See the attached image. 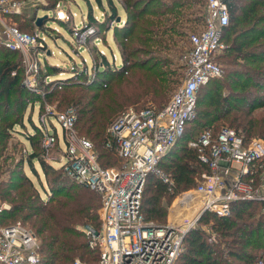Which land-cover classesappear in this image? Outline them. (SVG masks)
<instances>
[{"label":"trees","instance_id":"1","mask_svg":"<svg viewBox=\"0 0 264 264\" xmlns=\"http://www.w3.org/2000/svg\"><path fill=\"white\" fill-rule=\"evenodd\" d=\"M96 1L102 6L100 0ZM226 3L229 23L221 27L225 35L222 40L226 42L229 35L236 33L229 51L252 62L264 63V28L257 26L264 21V10H259L260 6L264 7V0H226ZM107 4L110 11L104 13V18L97 20L88 15L86 27L82 30H112L116 39H120L121 67L118 69L110 64L106 54L102 53L100 61L95 60L89 66V70L96 71L95 75L88 74L89 70L83 72L85 82L80 81L81 73L76 69L72 70L76 76L53 81V89L58 91L62 100L60 103L74 108L76 131L91 141L101 167H108L112 160L115 161L112 153L122 163L114 149L105 145L106 130L121 108L139 99L129 97L120 100L113 89H107L111 80L118 78L121 85L142 86L145 89L140 100L144 98V104L163 107L183 77L181 72L176 74L172 70V57L183 50L184 39L188 40L190 34L202 28L206 14L204 0H122L125 20L116 23L117 8L112 0H107ZM58 23L65 26V23ZM31 26L28 31L33 30ZM238 26L243 30H237ZM18 53L0 45V201L8 203L7 208L0 212V225L7 226L19 220L27 225L38 240L39 264H74L77 259L85 264H97L99 251L88 246L87 238L79 227L100 229V197L96 192L73 183L61 165L56 168L52 165L53 160L46 159L49 148L57 142L44 147L42 126L36 125L31 117L28 119L35 133H25V139L33 149L27 153L26 162L36 176L32 162L35 160L39 164L47 183L43 188L46 199L41 198L36 186L22 172L25 156L14 160L5 154L7 146L2 141L8 135L6 128L13 124L23 125L22 115L17 116L14 111L23 112L31 96L21 84L20 62L13 59V55ZM142 53L150 56L141 58ZM226 57L230 59L229 54ZM228 59L226 63L230 71L224 72L223 76L236 77L237 73L232 72L233 61ZM49 68L54 66L49 65ZM259 79L258 76L249 78L240 85L241 90L245 91L248 86L255 88L260 84ZM222 85H227L232 91L231 85L214 78L198 89L195 118L187 123L183 134L158 163V168L172 179L173 184L162 182L154 174L147 177L141 204L146 220L165 223L167 207L173 199L195 188L196 178L208 171V167L198 160L197 151L188 148L187 143L206 129L216 132L222 127L215 130L212 123L223 119L245 140L254 136L264 138V114L253 115L251 108L243 111L239 107L247 99L243 92L238 95L229 92L221 97L211 94L212 88L205 90L206 87L218 89ZM49 94L45 92L44 95L47 97ZM202 99L212 109L203 114L198 109ZM250 103L264 106V102H258L255 97ZM38 120L44 122L41 118ZM201 121L205 127L201 128ZM182 246L174 264H258L259 260L264 264V202H234L229 215L224 217L203 212L184 236Z\"/></svg>","mask_w":264,"mask_h":264},{"label":"built area","instance_id":"2","mask_svg":"<svg viewBox=\"0 0 264 264\" xmlns=\"http://www.w3.org/2000/svg\"><path fill=\"white\" fill-rule=\"evenodd\" d=\"M204 7V25L188 37L189 47L181 57L182 82L167 104L161 108L153 103L129 108L108 126L105 145L114 149L122 160L121 167L98 164L92 143L76 133L73 107L54 116L63 133L59 165L73 183L100 197V229H83L88 246L99 251L97 264H174L182 251L184 236L203 212L224 217L234 202H264V140H245L234 129L222 126L216 132L206 129L187 143L208 167L198 176L197 186L182 193V197L192 196L186 204L189 207L199 203L195 217L186 218L184 223L157 224L146 220L141 211L150 174L173 184L158 163L195 118L198 89L222 73L219 58L227 45L221 38V27L229 21L227 3L204 0ZM19 8L18 1L0 0V45L23 54L35 49L37 54V47H43L39 31L24 32L4 19L18 14ZM79 34L78 39L85 40L83 33ZM28 83L29 88L33 86V81ZM55 141L60 142L57 134L47 133L42 144L48 147ZM37 249L36 236L20 222L0 225V264H39ZM257 263L262 264V260ZM74 264H80L79 260Z\"/></svg>","mask_w":264,"mask_h":264},{"label":"rangeland","instance_id":"3","mask_svg":"<svg viewBox=\"0 0 264 264\" xmlns=\"http://www.w3.org/2000/svg\"><path fill=\"white\" fill-rule=\"evenodd\" d=\"M19 2V13L18 14H10L6 16L4 19L6 20V24H14L19 29L22 28V31L32 33L34 30H38L40 33L39 43L42 44V48L37 47V54L35 53V49H29L26 51V55L23 52L13 55V59L16 62H20L21 68V84L25 88V90L31 94L29 101H27V105L25 110L22 111H14L17 116L22 115V122L23 125L20 126L18 124H13L12 127L6 128L7 138L2 142L6 143V155H11L14 160H18L20 156L24 155V164H23V174L27 176L33 184L38 189V192L42 199H46V194L43 188L47 186L45 181L44 174L42 170L39 168V164L34 160L32 162L33 168L36 171L37 175L31 170V166H29L26 162L27 153L32 151V147L29 145L28 141L25 139V133L29 132L30 134H34V129L28 119L31 117L33 122L37 125L39 124L41 127V131L44 134L47 133H54L57 134L59 137V141H56L57 144L51 146L48 150V154L45 156L47 160L51 159L52 165L58 168L62 160V153L64 150V143H63V133L60 124L54 119L57 113L64 111L67 107L65 104L62 105L60 102L62 101L59 98V94L57 90L53 89L54 80H63L67 77L76 76L72 73L73 69L80 71L81 79L80 81L85 82L86 77L83 76V72H87L89 70V66H91L94 61H100V54L105 53L107 59L109 60L110 64L114 65L116 68L121 67V57L119 55V48H118V40L116 36L113 35L112 30H105V31H94L92 28L87 30H82L86 27L88 15L93 16L97 20H101L104 18V13L109 12L110 9L107 6V0H100L102 6L96 0H14ZM117 8V13L119 20L117 18L115 20L116 23L124 22L125 20V13L121 9L122 7V0H112ZM55 7L53 10H62L66 14V19L62 22L56 19V14L53 13L51 7ZM259 10H264V7L260 6ZM38 21L39 26H36V22ZM60 23H65V26H61ZM229 23V21H228ZM122 24V23H121ZM231 24V23H230ZM33 25V30L28 31L30 27ZM108 26V23H107ZM106 26V28H107ZM258 27L264 28V21H261L257 25ZM25 29V30H23ZM71 30V31H70ZM237 30L242 31L243 28L238 26ZM94 32V33H93ZM96 32V33H95ZM99 32V33H98ZM79 33H83L86 37L85 40L80 41L78 39ZM96 35V36H95ZM236 33H232L231 35L226 38L225 44L228 48L227 51H223L221 53V59L219 60L220 65L222 67V73L219 77L214 78L217 80H222L225 84L232 86V91H229L227 85H222L220 88L216 87H206L205 90H211V94H215L216 96L223 97L224 95L227 96L229 92L234 94L243 92V96L247 99L243 101V103L239 106L240 108L247 110L251 108V113L253 115L261 116L264 114V106L260 105H252L250 100L255 97L258 102H264V63L258 61V63L252 62L251 59L247 60L243 58L241 55H236L233 52L229 51L231 40L236 36ZM94 36V37H93ZM225 35L221 32V38ZM93 37L92 39L88 40L89 38ZM183 50L179 51L178 54L174 55L172 58L174 66L172 70H175V73L181 72L184 73V67L182 63V54L188 49L189 43L187 38L184 39ZM109 44V45H108ZM229 54L228 59L226 55ZM150 56V55H149ZM147 54L142 53L141 58L149 57ZM233 61V69L236 77L233 75L229 78H225L223 76L224 72L230 71L229 67L227 66L226 60ZM233 59V60H232ZM50 66H54V68H49ZM56 68V70H55ZM242 72V73H239ZM88 74H94L96 71L90 69ZM86 74V73H85ZM130 75V71L127 77ZM253 76H258L260 79L258 82L260 84L256 85L255 88H248L243 91L241 90V84L247 82L249 78ZM74 78V77H73ZM183 78V77H182ZM33 81V86L28 87V82ZM214 81V80H212ZM74 81H72L73 83ZM181 82V81H180ZM213 82L210 81V84ZM180 86V83L176 85L175 89ZM65 89V88H63ZM67 89V87H66ZM108 90H114L117 93V96L120 100L128 99L129 97H134L138 99L133 104L130 103L123 108H121L114 117L118 116L120 113L128 110L129 108H141L145 106L144 98L140 100V96L142 95L143 88L140 85H132V86H125L119 84V79H112L110 84L108 85ZM71 90H74L71 88ZM45 92H49L50 94L46 97L44 94ZM253 92V94L251 93ZM33 94V96H32ZM174 94V91L171 93L169 98ZM231 94V93H230ZM238 95V94H237ZM34 100V103H32ZM202 101L201 106L198 107L199 113L203 114L206 110H212L207 105L206 100ZM144 104V105H143ZM51 114V115H50ZM41 118L44 122H40L38 119ZM202 122V121H201ZM201 128L205 127V124L201 123ZM220 126H229L227 123H224L223 119H220L217 123H212L211 127L213 129H217ZM230 127V126H229ZM199 129V127H198ZM76 130V128H75ZM77 133V131H76ZM77 135H79L77 133ZM80 136V135H79ZM253 138L261 137L254 136ZM38 140V138H35ZM89 140V139H88ZM250 140V139H249ZM261 140H264L262 138ZM90 141V140H89ZM91 142V141H90ZM96 151V150H95ZM180 153V152H179ZM112 158L115 160L112 164L108 167H121L122 163L115 157V154L112 153ZM99 162H102L99 160ZM198 181V177L196 178V182ZM40 182H42L40 185ZM70 184V183H68ZM191 190V189H190ZM183 193V192H182ZM182 193L178 194L171 204L167 207V214L166 220L163 224H169V219L175 221L177 223H184L188 218H194L197 211V207L199 203H196L194 207H179L177 210H173L172 206L176 199L182 198ZM195 201H198L196 196ZM163 201V200H162ZM0 206L7 208V202H1ZM177 213H176V212ZM179 211V213H178ZM99 212V210H98ZM175 212V213H174ZM178 216V218H175ZM20 222L21 221H15ZM8 223V222H6ZM11 222L10 224H14ZM22 224V223H21ZM26 229L30 230L27 225L22 224ZM206 228V227H205ZM80 230H83V227H79ZM31 231V230H30ZM32 232V231H31ZM33 233V232H32ZM38 244V240H37ZM38 251V249H37ZM39 254V252H38ZM78 260V259H77ZM80 262V261H79ZM80 264H85L84 262H80Z\"/></svg>","mask_w":264,"mask_h":264},{"label":"bare ground","instance_id":"4","mask_svg":"<svg viewBox=\"0 0 264 264\" xmlns=\"http://www.w3.org/2000/svg\"><path fill=\"white\" fill-rule=\"evenodd\" d=\"M192 196H187V197H182L181 199H176L175 202L173 203V206H172V212L173 210H177L180 206H183V205H186V204H189V201L191 199ZM176 212V211H175ZM174 212V213H175ZM177 213V212H176Z\"/></svg>","mask_w":264,"mask_h":264},{"label":"water","instance_id":"5","mask_svg":"<svg viewBox=\"0 0 264 264\" xmlns=\"http://www.w3.org/2000/svg\"><path fill=\"white\" fill-rule=\"evenodd\" d=\"M55 14H56V19L59 20V21L63 22L66 19V14L62 10H56ZM118 20H119V17L117 18V21ZM36 26H39L38 21L36 22Z\"/></svg>","mask_w":264,"mask_h":264},{"label":"crops","instance_id":"6","mask_svg":"<svg viewBox=\"0 0 264 264\" xmlns=\"http://www.w3.org/2000/svg\"><path fill=\"white\" fill-rule=\"evenodd\" d=\"M181 207L187 208V207H189V206H188V205H183V206H181ZM178 213H179V211H178ZM175 218H178V216H175ZM169 222H171V223H175V221H172V220H170V219H169Z\"/></svg>","mask_w":264,"mask_h":264}]
</instances>
